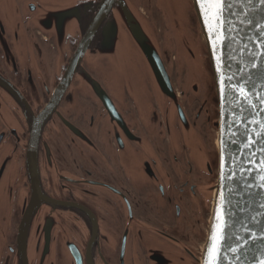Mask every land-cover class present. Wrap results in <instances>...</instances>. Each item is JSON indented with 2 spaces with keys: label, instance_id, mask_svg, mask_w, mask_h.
<instances>
[{
  "label": "flooded vegetation",
  "instance_id": "obj_1",
  "mask_svg": "<svg viewBox=\"0 0 264 264\" xmlns=\"http://www.w3.org/2000/svg\"><path fill=\"white\" fill-rule=\"evenodd\" d=\"M136 1L171 100L128 29L105 45L116 5L90 34L102 0H77L59 45L31 0L0 16V264H200L218 169L211 65L201 35L179 53L159 0Z\"/></svg>",
  "mask_w": 264,
  "mask_h": 264
},
{
  "label": "water",
  "instance_id": "obj_2",
  "mask_svg": "<svg viewBox=\"0 0 264 264\" xmlns=\"http://www.w3.org/2000/svg\"><path fill=\"white\" fill-rule=\"evenodd\" d=\"M76 2L31 0L26 10L34 24L59 45L71 28L66 22H80ZM159 2L173 23L171 33L179 53L188 50L186 56L196 55L190 35L202 36L218 104L213 123L217 178L206 189L210 226L200 264H264V0H227L230 6H225L219 24L204 15L205 6L198 0ZM115 5L114 17L104 30V39L109 40L105 45H123H115L117 32L128 29L133 47L148 56L152 72L146 83L171 100L173 83L162 70L157 28L136 0H102L90 34ZM19 12L16 0H0V16L7 21ZM21 251L20 255H27ZM49 259L52 262L51 255Z\"/></svg>",
  "mask_w": 264,
  "mask_h": 264
},
{
  "label": "snow or ice",
  "instance_id": "obj_3",
  "mask_svg": "<svg viewBox=\"0 0 264 264\" xmlns=\"http://www.w3.org/2000/svg\"><path fill=\"white\" fill-rule=\"evenodd\" d=\"M198 3L205 6L203 9L204 15L208 16L209 20H216L217 24H219L224 8L227 5V0H198Z\"/></svg>",
  "mask_w": 264,
  "mask_h": 264
}]
</instances>
